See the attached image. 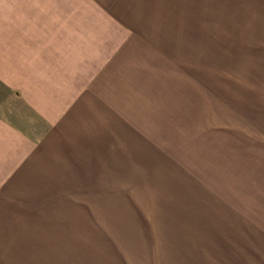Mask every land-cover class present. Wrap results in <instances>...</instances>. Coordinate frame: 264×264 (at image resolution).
<instances>
[{
    "label": "rangeland",
    "instance_id": "374dc122",
    "mask_svg": "<svg viewBox=\"0 0 264 264\" xmlns=\"http://www.w3.org/2000/svg\"><path fill=\"white\" fill-rule=\"evenodd\" d=\"M94 1L103 8V0ZM109 4L103 21L88 13L82 28H68V40H105L106 59L120 49L122 67L135 65L137 102L146 107L137 108L136 133L131 129V166L122 125L120 173L111 179L106 160L105 189L115 187L103 197L88 187L72 194V203L68 188L5 184L0 264H145L150 233L163 228L164 245L185 243L170 234L191 236L208 215L223 212L212 202H224L227 186L231 192L241 160H257L264 137V0Z\"/></svg>",
    "mask_w": 264,
    "mask_h": 264
},
{
    "label": "crops",
    "instance_id": "0c3cea01",
    "mask_svg": "<svg viewBox=\"0 0 264 264\" xmlns=\"http://www.w3.org/2000/svg\"><path fill=\"white\" fill-rule=\"evenodd\" d=\"M103 2L0 0V188H68L74 203L72 194L89 187L103 197L106 160L111 179L120 173L122 125L131 166V129L146 107L137 102V69L131 61L122 67L120 49L106 59L105 40H68V28H82L88 13L104 20ZM258 143L257 160H241L227 178L231 192L226 185L224 202H212L224 211L191 236L171 229L185 240L174 248L163 244L166 229L150 233L145 264H264V137Z\"/></svg>",
    "mask_w": 264,
    "mask_h": 264
}]
</instances>
